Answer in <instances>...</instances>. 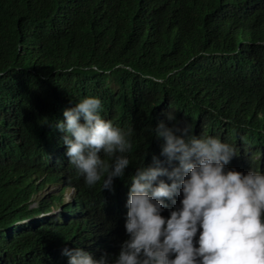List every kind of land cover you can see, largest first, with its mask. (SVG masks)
<instances>
[{"label":"trees","instance_id":"1","mask_svg":"<svg viewBox=\"0 0 264 264\" xmlns=\"http://www.w3.org/2000/svg\"><path fill=\"white\" fill-rule=\"evenodd\" d=\"M257 41L264 0H0V264H67L66 246L114 260L127 238L131 174L154 155L166 161L163 138L149 131L161 120L231 144L229 168L264 172ZM89 95L101 99L105 119L132 130V163L111 190L86 185L56 127ZM57 171L82 201L44 215L45 198L32 205L36 175ZM174 199L165 198L163 215L179 206Z\"/></svg>","mask_w":264,"mask_h":264},{"label":"clouds","instance_id":"2","mask_svg":"<svg viewBox=\"0 0 264 264\" xmlns=\"http://www.w3.org/2000/svg\"><path fill=\"white\" fill-rule=\"evenodd\" d=\"M101 109L99 97L85 96L63 110L64 119L56 127L64 133L66 155L86 185L100 182L102 190H111L114 178L124 177L132 163L127 155L133 150L132 130L105 119ZM166 116L168 121L176 120L174 110ZM190 128L161 120L149 129L163 138L161 152L166 161L154 155L153 164L142 162L131 174L127 238L115 259L107 253L97 258L84 248L66 246L62 254L68 257L67 264H264V172L229 168L235 148L218 136L191 135ZM46 176L50 175H36L42 186L32 202L46 187L57 189L43 197L44 215H59L63 206L82 201L66 173L54 172L51 180H45ZM177 195L179 206L171 208L169 216L163 215L169 207L165 198L175 205Z\"/></svg>","mask_w":264,"mask_h":264},{"label":"rangeland","instance_id":"3","mask_svg":"<svg viewBox=\"0 0 264 264\" xmlns=\"http://www.w3.org/2000/svg\"><path fill=\"white\" fill-rule=\"evenodd\" d=\"M54 189H56V188H54V186H48L45 189L41 190L40 193L37 194L38 199L34 201L33 205L38 204V201H40L41 198H43L44 196L48 195L50 192L55 193ZM58 189H59V187H58ZM66 197H67V195H66ZM48 214H50V212ZM24 224H26V222H24Z\"/></svg>","mask_w":264,"mask_h":264}]
</instances>
